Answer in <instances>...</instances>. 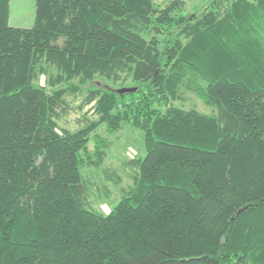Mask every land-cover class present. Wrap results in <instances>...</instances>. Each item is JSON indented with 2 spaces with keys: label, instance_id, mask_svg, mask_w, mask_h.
I'll return each mask as SVG.
<instances>
[{
  "label": "trees",
  "instance_id": "16d2710c",
  "mask_svg": "<svg viewBox=\"0 0 264 264\" xmlns=\"http://www.w3.org/2000/svg\"><path fill=\"white\" fill-rule=\"evenodd\" d=\"M182 7L34 0L18 27L0 0V264H264V0ZM181 87L215 113L173 105ZM77 96L94 118L69 130ZM102 125L145 148L107 213L81 174Z\"/></svg>",
  "mask_w": 264,
  "mask_h": 264
},
{
  "label": "rangeland",
  "instance_id": "374dc122",
  "mask_svg": "<svg viewBox=\"0 0 264 264\" xmlns=\"http://www.w3.org/2000/svg\"><path fill=\"white\" fill-rule=\"evenodd\" d=\"M154 4L163 5L172 0H152ZM209 0H182L183 7L181 13L188 16L191 13H199ZM24 5V11L18 12L16 8L18 3ZM20 14V15H19ZM34 18V0H13L12 9L9 15L10 23L16 26H28L33 23ZM24 27V26H23ZM47 77L40 75L38 82L46 85ZM132 82L127 79L124 83L116 82V87H130ZM102 87L105 85L103 81L99 82ZM71 108L65 116L58 121L62 127L74 130L81 124L85 118H94L88 106H81L79 96L69 99ZM173 105L180 106L185 109H196L206 114H213L215 110L206 106L195 93L189 91L185 87H181L177 99ZM159 109H165V105H156ZM104 126L100 127L95 133H99L106 138L107 146L105 147V155L101 164L95 166H84L81 168V174L88 185V202L91 208L107 213L120 199L122 191L131 187L133 175L138 171L137 167L129 163V160L142 158L145 155V148L141 136V131L123 125L118 131L107 134ZM93 134L90 135L88 149L91 152L95 139Z\"/></svg>",
  "mask_w": 264,
  "mask_h": 264
},
{
  "label": "crops",
  "instance_id": "0c3cea01",
  "mask_svg": "<svg viewBox=\"0 0 264 264\" xmlns=\"http://www.w3.org/2000/svg\"><path fill=\"white\" fill-rule=\"evenodd\" d=\"M12 3H13V0H10V10L12 9ZM19 4V7L18 8H16V10H18V12H23L24 11V5L23 4H21L20 2L18 3ZM9 15H10V11H9ZM20 15V14H19ZM8 21H9V19H8ZM10 25H12V26H16V25H13V24H11L10 23ZM28 27V26H25V25H22V26H18V27Z\"/></svg>",
  "mask_w": 264,
  "mask_h": 264
},
{
  "label": "water",
  "instance_id": "95a60500",
  "mask_svg": "<svg viewBox=\"0 0 264 264\" xmlns=\"http://www.w3.org/2000/svg\"><path fill=\"white\" fill-rule=\"evenodd\" d=\"M126 91H129L130 89H125ZM134 89H132V91H133Z\"/></svg>",
  "mask_w": 264,
  "mask_h": 264
}]
</instances>
